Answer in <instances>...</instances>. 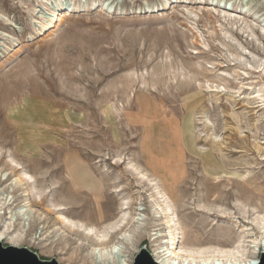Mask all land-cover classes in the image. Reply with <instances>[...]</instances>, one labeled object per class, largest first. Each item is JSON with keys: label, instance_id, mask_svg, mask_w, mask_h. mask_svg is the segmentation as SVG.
I'll return each mask as SVG.
<instances>
[{"label": "rangeland", "instance_id": "rangeland-1", "mask_svg": "<svg viewBox=\"0 0 264 264\" xmlns=\"http://www.w3.org/2000/svg\"><path fill=\"white\" fill-rule=\"evenodd\" d=\"M157 192L178 246L259 258L264 0H0V198L31 209L33 238L56 239L17 246L83 264L81 252L66 260L76 243L57 239L64 228L48 207L87 220L99 197L108 222L130 197L150 224L146 198ZM148 224L131 263L140 248L150 253Z\"/></svg>", "mask_w": 264, "mask_h": 264}, {"label": "bare ground", "instance_id": "bare-ground-1", "mask_svg": "<svg viewBox=\"0 0 264 264\" xmlns=\"http://www.w3.org/2000/svg\"><path fill=\"white\" fill-rule=\"evenodd\" d=\"M71 9L72 6L70 5L65 7V13ZM48 16L47 25H43L42 28L49 30L55 26L53 19L57 18L58 14L53 13ZM10 168L14 171L20 169L15 164H11ZM138 178L144 183L147 181L149 185L153 184L151 179L145 177L143 173L140 175L139 172ZM8 179L7 177L3 180L6 181ZM22 180L24 179L22 178ZM28 182H31V179H26V183ZM157 195V197L146 198L152 208V221L150 224H148L149 222H145V216L140 213L141 206H139L140 208L135 206L138 204L137 199L134 200L130 197L129 199L122 197L117 207L118 218L108 222H101L105 211L99 197H95L93 208L85 203L78 207L81 210L91 208V211L86 213L88 216L92 215L93 218L87 220H73L64 216L62 211L67 209L65 205H59V207H55L54 209L48 207L50 211H47V213H50L51 210L57 213L55 220L64 228L60 236L56 238L64 244L69 243L72 239L76 243L72 251L75 256H70L66 260L70 262V260L80 256L81 252L80 260L83 261V264H131V253L128 248L145 237L147 233L144 232L143 228L148 224L151 231L147 235L151 247L150 254L159 264H252L256 261V259H253L243 262V260L235 258V255H232V258H230V249L226 248L200 245L178 246L180 236L177 232H173L172 229L174 225V212H170V207L164 208L163 201L165 200L162 199L160 192H157ZM14 201L12 197L0 198V242L5 241L17 246L26 241L37 245H41L43 241H46L42 244L41 248L54 243L56 239L49 240L46 238L48 235L38 240L32 237L31 230L26 228L27 226L25 225L31 209L27 208V206L26 208L24 206L17 207L18 205L14 204ZM35 203L41 206L43 198L38 201L35 200ZM109 211H111L110 207L106 206V213L108 214ZM208 214L220 217L225 216L224 210H210ZM39 220H44L42 214L39 215ZM94 221H98V223L90 224ZM56 228L54 227L49 233ZM163 234H167L170 237V241L160 242V237H163Z\"/></svg>", "mask_w": 264, "mask_h": 264}, {"label": "water", "instance_id": "water-1", "mask_svg": "<svg viewBox=\"0 0 264 264\" xmlns=\"http://www.w3.org/2000/svg\"><path fill=\"white\" fill-rule=\"evenodd\" d=\"M0 264H58L55 258L41 259L38 254L25 247L16 245H3L0 242ZM131 264H159L144 247L135 254ZM252 264H264V252Z\"/></svg>", "mask_w": 264, "mask_h": 264}]
</instances>
